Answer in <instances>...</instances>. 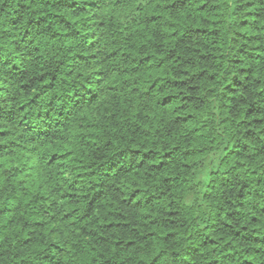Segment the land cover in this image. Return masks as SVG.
I'll return each mask as SVG.
<instances>
[{
    "label": "trees",
    "instance_id": "trees-1",
    "mask_svg": "<svg viewBox=\"0 0 264 264\" xmlns=\"http://www.w3.org/2000/svg\"><path fill=\"white\" fill-rule=\"evenodd\" d=\"M0 264H264V0H0Z\"/></svg>",
    "mask_w": 264,
    "mask_h": 264
}]
</instances>
